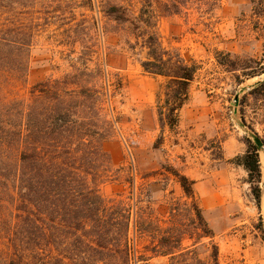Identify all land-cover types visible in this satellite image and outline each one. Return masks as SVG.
<instances>
[{
	"label": "trees",
	"instance_id": "obj_1",
	"mask_svg": "<svg viewBox=\"0 0 264 264\" xmlns=\"http://www.w3.org/2000/svg\"><path fill=\"white\" fill-rule=\"evenodd\" d=\"M44 1L0 0V264H138L154 257L176 264H219L216 237L195 182L181 170L165 165L154 174L161 176L163 192L168 182L177 184L179 197L170 191L156 202L150 184L137 187L133 180L127 196L106 200L100 195L98 185L112 172L103 144L119 122L112 117V101L122 83H110L94 62L97 42L82 46L70 72L35 83L28 98L12 97L10 89L26 82L31 51L48 22L40 11ZM99 2L95 9L122 36L141 71L163 80L155 99L161 134L153 149H158L164 130L177 132L190 85L202 69L201 62L163 45L158 21L181 15L192 0H140L139 8ZM251 3L255 28L264 30V0ZM215 59L238 84L240 78L264 74L261 63L251 58L217 52ZM247 95L264 97V79ZM256 138L261 147L250 139L234 163L246 173L259 209L264 139ZM256 229L264 244L261 224Z\"/></svg>",
	"mask_w": 264,
	"mask_h": 264
},
{
	"label": "rangeland",
	"instance_id": "obj_2",
	"mask_svg": "<svg viewBox=\"0 0 264 264\" xmlns=\"http://www.w3.org/2000/svg\"><path fill=\"white\" fill-rule=\"evenodd\" d=\"M45 0L40 10L48 19L31 51L26 82L10 89L12 97L28 98L30 88L47 78H59L71 71L82 46L97 42L94 62L104 68L110 83L120 81L122 89L112 101V117L119 122L103 148L110 158L111 176L98 185L104 199L128 195L131 180L136 186L150 184V196L160 202L172 191L170 181L161 191L162 166L181 170L195 182L194 189L204 218L215 234L219 264H264V244L258 232L264 229V202L257 209L251 198L247 175L234 163L246 152L248 141L264 139V97L244 96L264 74L240 78L216 65L217 52L231 59H253L264 68V30L255 28L251 0H192L179 16L160 18L158 32L164 46L178 48L187 58L201 62V71L190 85V96L180 112L176 133L164 130V141L153 145L160 128L155 99L162 79L145 75L125 50L122 36L95 9L99 1ZM139 8L140 0H110ZM168 2V0H162ZM93 68V66H91ZM238 74V73H237ZM264 189V151H259ZM263 203V204H262ZM260 218L262 222H260ZM176 264L165 257L146 263Z\"/></svg>",
	"mask_w": 264,
	"mask_h": 264
},
{
	"label": "water",
	"instance_id": "obj_3",
	"mask_svg": "<svg viewBox=\"0 0 264 264\" xmlns=\"http://www.w3.org/2000/svg\"><path fill=\"white\" fill-rule=\"evenodd\" d=\"M253 141L257 144V146L261 147V143L257 138L253 139Z\"/></svg>",
	"mask_w": 264,
	"mask_h": 264
},
{
	"label": "bare ground",
	"instance_id": "obj_4",
	"mask_svg": "<svg viewBox=\"0 0 264 264\" xmlns=\"http://www.w3.org/2000/svg\"><path fill=\"white\" fill-rule=\"evenodd\" d=\"M264 186V185H263ZM262 199H264V189H263V193H262V196H261ZM264 202V200H263ZM263 204V203H262Z\"/></svg>",
	"mask_w": 264,
	"mask_h": 264
}]
</instances>
